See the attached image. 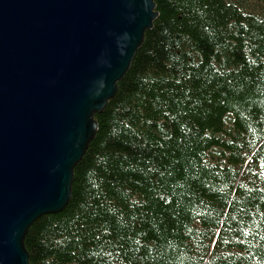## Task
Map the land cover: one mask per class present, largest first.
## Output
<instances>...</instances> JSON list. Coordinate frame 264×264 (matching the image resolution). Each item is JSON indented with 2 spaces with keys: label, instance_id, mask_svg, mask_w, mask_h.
Instances as JSON below:
<instances>
[{
  "label": "trees",
  "instance_id": "trees-1",
  "mask_svg": "<svg viewBox=\"0 0 264 264\" xmlns=\"http://www.w3.org/2000/svg\"><path fill=\"white\" fill-rule=\"evenodd\" d=\"M30 264H264V0H155Z\"/></svg>",
  "mask_w": 264,
  "mask_h": 264
},
{
  "label": "water",
  "instance_id": "water-1",
  "mask_svg": "<svg viewBox=\"0 0 264 264\" xmlns=\"http://www.w3.org/2000/svg\"><path fill=\"white\" fill-rule=\"evenodd\" d=\"M159 13L155 0H0V264L62 211L74 170Z\"/></svg>",
  "mask_w": 264,
  "mask_h": 264
}]
</instances>
